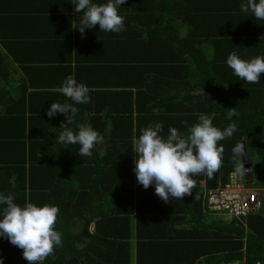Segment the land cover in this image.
<instances>
[{"label":"trees","instance_id":"trees-1","mask_svg":"<svg viewBox=\"0 0 264 264\" xmlns=\"http://www.w3.org/2000/svg\"><path fill=\"white\" fill-rule=\"evenodd\" d=\"M92 2L103 4L107 0ZM246 2L125 0L118 7V13L124 17L125 30L110 32L115 36L112 43L118 45L112 48V64L104 69V72L110 70L111 75L104 74V79L96 80L104 86L95 91L103 94L98 101L100 105H92V100L87 104H75L60 92H57L58 97L56 94L51 97V91L42 97L19 90V94L13 96L16 71L12 64L5 66L0 62V193L11 194L20 206L26 202L58 206L55 227L62 234V246L55 249L62 258L65 246L70 249L88 246L81 243L79 228H73L80 218V224L86 225L93 216H126L132 203L136 204L138 214L147 211L144 203L162 206L157 202L159 197L154 185L144 189L137 182L132 155L124 149L130 145V133L119 128L117 123L123 119L129 126L132 120L126 111L132 99L141 100L147 96L151 105L157 107L175 101L176 107L184 108L183 120H194V125L200 114L209 116L213 125L221 130L233 122L237 125L230 138L218 142L224 148L220 171L212 179L204 174L194 176L196 186L202 184L203 187H195L191 195L178 199L174 203L178 214L173 212L181 228L196 233L197 239L208 234L206 239L198 240L199 247L207 242L205 248L196 250L193 256L207 252L210 264L240 262L241 259L244 264L256 259L264 264V218L248 213L240 219L222 215L205 219L199 207V199L205 196L206 190L224 180L235 168L232 148L241 141L245 153L252 151L255 155L253 165H257L259 180L264 183V74L259 83L250 84L234 75L226 63L233 52L245 60L264 57V20H257L251 12L241 11V4ZM6 6L9 11L10 0H6ZM1 7L4 6L0 0ZM80 16L82 14L78 15V20ZM94 28L100 31L98 24ZM107 47L98 45V53ZM7 49L14 59L26 55L16 54L13 47ZM208 55L211 59L206 58ZM188 57L195 61L191 68L186 66ZM193 67L195 72L191 71ZM24 69L26 75L31 76L30 68ZM110 86L119 89H108ZM62 101L79 110L75 124L70 126L74 131H78V124H90L103 136V141L92 149L91 157L79 156V144L59 143L63 129L56 127L54 122H65L66 115L58 113L49 118L47 110L52 102ZM233 107L238 115L229 119L227 112ZM180 133H187L186 124H182ZM88 160L93 163L102 186L92 187L87 182L85 190L88 192H82L73 184V178L78 177L79 161ZM119 175L126 181H120ZM124 182L127 187L132 182L136 190L123 189ZM95 200L97 204L91 203ZM173 201L170 199L169 203ZM4 207L0 205V218ZM66 215L69 219L64 224ZM166 215L167 211L162 217L165 219ZM0 258L2 264H28L23 250L4 237H0ZM51 258L52 255L44 264H52Z\"/></svg>","mask_w":264,"mask_h":264},{"label":"crops","instance_id":"crops-1","mask_svg":"<svg viewBox=\"0 0 264 264\" xmlns=\"http://www.w3.org/2000/svg\"><path fill=\"white\" fill-rule=\"evenodd\" d=\"M1 1L4 7L0 8V62L5 66L12 64L16 71L17 83L12 85L13 88L15 87L12 95L17 96L20 90L24 94L33 92L43 97L51 91V97L55 94L58 97V89L71 75L77 83H83L89 88L92 105L94 103L100 105L98 101H101L103 94H96L95 91L104 89V86L96 83V80L104 79V74L111 75L110 70L104 72V69L106 65L112 64V48H118L115 42L112 43V38L115 36L94 27L86 29L82 36L79 30L73 27H79L77 17L83 14L84 10L75 12L73 0H10L9 11L6 0ZM98 45L108 47L98 53ZM8 47H13L16 54L26 55L19 56L20 59H14ZM206 58L211 59V56L208 55ZM193 62L195 61L188 57L187 68H191ZM24 67L30 68L31 76L26 75ZM191 71L196 70L193 67ZM108 89H119V87L110 86ZM65 103L67 102H61V104ZM45 105L46 103L42 107L43 110ZM183 110V107H176L175 101L170 105L157 107L154 104L151 105L147 96L141 100L132 99L126 111L132 120L131 124L126 125L123 119L117 123L119 128H124L128 134L130 133L128 138L130 145L124 149L129 150L132 155L133 167L137 156L134 152L133 140L141 134L140 130L150 124L161 123L163 125L161 135L166 138L170 127L180 131L183 122L187 121L186 130L188 131L194 125L192 122L195 121L183 120L185 115ZM54 124L59 127L61 122L55 121ZM92 164L89 160L79 161V174L77 178H73V184H77L82 192H88L85 190L87 182L92 187L102 186ZM251 169L246 174L250 180ZM66 176L71 178L69 174ZM119 180L126 181L121 175ZM132 182L130 187H127L124 182L125 189L136 190L135 184L131 186ZM161 201L158 198L157 202L162 204L160 208L157 204L149 206L144 203L147 211L139 214L136 212V204L132 203L131 210L126 216H93L86 225L80 224L82 220L80 218L79 224L75 223L73 228H79L78 236L81 243L83 245L86 243L88 246L84 249H70L69 246H65L62 249L63 258L55 249L54 252L59 253L52 255L51 263L210 264L207 252L193 256L196 250L205 248L207 242L199 247L198 240L206 239L208 234H203L197 239L196 233L181 228V224L175 218L179 209L174 207V203H177L178 199H174L171 203H161ZM91 203L98 202L95 200ZM199 203L202 209L205 203L203 195ZM165 211L167 215L164 219L162 216ZM68 219L69 215H66L64 224ZM72 220L76 218L72 217ZM72 220L70 224L74 223ZM194 243L197 244L196 247Z\"/></svg>","mask_w":264,"mask_h":264},{"label":"clouds","instance_id":"clouds-1","mask_svg":"<svg viewBox=\"0 0 264 264\" xmlns=\"http://www.w3.org/2000/svg\"><path fill=\"white\" fill-rule=\"evenodd\" d=\"M124 3L125 0H107V3L103 4H95L92 0H73L75 12L84 10L78 20L79 27L73 28L78 29L82 36L86 29L97 24L100 31L120 33L125 27L124 17L118 13V7ZM240 7L245 13L251 12L257 20H264V0H247ZM226 63L234 75L250 84L259 83L261 75L264 74V57L261 56L245 60L233 52L228 56ZM58 91L75 104L91 102L89 88L83 83H77L71 75L63 81ZM78 111L73 104L52 102L47 116L51 118L58 113L65 114L66 121L60 125L63 130L58 137L59 143L69 146L79 144V156L91 157L92 149L103 141V136L90 124H78V131H74L70 126L75 124ZM236 115L238 113L235 107L229 108L227 117L230 119ZM183 123L187 124V121ZM236 127L233 122L221 130L213 125L209 116L200 114L198 123L190 127L186 134L170 127L165 138L161 135V123L150 124L141 129V134L133 140L134 152L137 154L133 171L137 182L144 189L154 185L155 194L165 203H169L170 199L183 200L186 195H191L196 187L194 176L204 174L212 179L220 171L224 148L218 145V142L230 138ZM232 153L234 175H245L248 169L242 162L245 155L244 145L236 144ZM0 205L6 206L0 218V237L22 249L23 258L29 264H44V261L54 254V249L62 246V234L55 227L59 214L58 206H38L32 202L20 206L14 202L11 194L2 193ZM202 210L207 211L205 203Z\"/></svg>","mask_w":264,"mask_h":264},{"label":"built area","instance_id":"built-area-1","mask_svg":"<svg viewBox=\"0 0 264 264\" xmlns=\"http://www.w3.org/2000/svg\"><path fill=\"white\" fill-rule=\"evenodd\" d=\"M243 176L234 175L230 170L222 181H217L205 193L206 209L212 216H227L240 219L256 210L260 205V192L253 187L244 185ZM219 212V213H216ZM222 264H244L243 260L226 261ZM246 264H263L260 260H253Z\"/></svg>","mask_w":264,"mask_h":264},{"label":"rangeland","instance_id":"rangeland-1","mask_svg":"<svg viewBox=\"0 0 264 264\" xmlns=\"http://www.w3.org/2000/svg\"><path fill=\"white\" fill-rule=\"evenodd\" d=\"M238 144V143H237ZM252 151H248L247 152V154H249L248 155V159H246L249 163H251L250 164V168L249 169H251V166H252V169H251V171H252V176H251V180L248 178V176H246V174L244 175V178H245V182H244V185L246 186V187H253V188H255L258 192H261L260 193V196L262 197L261 198V200H260V205H259V207L256 209V210H254V211H252V212H250V213H254V214H257V215H259V216H261L262 218H264V197H263V195H264V183L261 181V180H259V175H258V169H257V165H253V163H254V160H255V155H253L252 153H251ZM248 169V170H249ZM197 187H203L202 186V184H199ZM122 188L123 189H125V187L124 186H122ZM206 189V187H204V190ZM262 192H263V194H262ZM203 211V213H204V217H205V219L206 218H208L210 215H209V213L210 212H208V211H204V210H202ZM216 213H219V212H216ZM241 260H243V259H241Z\"/></svg>","mask_w":264,"mask_h":264},{"label":"water","instance_id":"water-1","mask_svg":"<svg viewBox=\"0 0 264 264\" xmlns=\"http://www.w3.org/2000/svg\"><path fill=\"white\" fill-rule=\"evenodd\" d=\"M240 144H243V141H241ZM246 159H248V155L245 153V155L242 157V162L244 163V167L246 169H249L250 168V163Z\"/></svg>","mask_w":264,"mask_h":264}]
</instances>
